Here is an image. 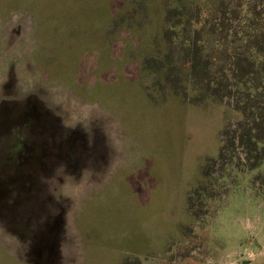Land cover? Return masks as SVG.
<instances>
[{"label":"rangeland","instance_id":"obj_1","mask_svg":"<svg viewBox=\"0 0 264 264\" xmlns=\"http://www.w3.org/2000/svg\"><path fill=\"white\" fill-rule=\"evenodd\" d=\"M127 259L264 264V0H0V264Z\"/></svg>","mask_w":264,"mask_h":264},{"label":"trees","instance_id":"obj_2","mask_svg":"<svg viewBox=\"0 0 264 264\" xmlns=\"http://www.w3.org/2000/svg\"><path fill=\"white\" fill-rule=\"evenodd\" d=\"M177 25H181V22L180 23H178ZM256 47H257V49H259L260 47L256 44ZM196 63H197V60H196V58H194V59H191L190 60V66H189V69H187V68H185V67H182L181 68V72H183L184 74H186V75H189V74H191V77L193 78V76L195 75V72H196ZM180 66H178V68H179ZM177 68V69H178ZM171 71H173V69H171V68H169L167 71H166V76L168 75V73H170ZM248 73H249V71H248ZM234 76V78H236L235 77V75H233ZM198 86V85H197ZM199 87V86H198ZM198 87H196L195 89H199ZM212 87V86H211ZM213 90V89H212ZM196 90H193V92H190L189 93V96L191 97V101H189V102H191V103H194V104H198V103H200V102H202V101H209L208 99H210V101L211 102H215V101H212V99L213 98H211V97H207V96H204V94H198L197 92H195ZM217 94V89H216V91H215V93H213V95H215V96H217L216 95ZM218 97V96H217ZM221 101V99L220 98H218L217 100H216V102H220ZM222 102V101H221ZM213 116V115H212ZM216 118H217V115H216ZM212 119V118H211ZM206 120V119H205ZM137 258V257H136ZM128 259L125 261L126 263H123V264H134V262H135V260H133V261H128ZM154 264H156V263H154Z\"/></svg>","mask_w":264,"mask_h":264},{"label":"crops","instance_id":"obj_3","mask_svg":"<svg viewBox=\"0 0 264 264\" xmlns=\"http://www.w3.org/2000/svg\"><path fill=\"white\" fill-rule=\"evenodd\" d=\"M164 250H166V248ZM164 250L162 251V254H163Z\"/></svg>","mask_w":264,"mask_h":264},{"label":"water","instance_id":"obj_4","mask_svg":"<svg viewBox=\"0 0 264 264\" xmlns=\"http://www.w3.org/2000/svg\"><path fill=\"white\" fill-rule=\"evenodd\" d=\"M244 264H247V261H245Z\"/></svg>","mask_w":264,"mask_h":264}]
</instances>
